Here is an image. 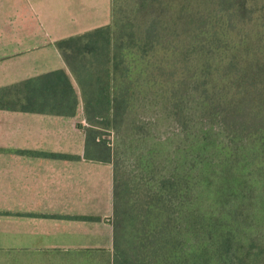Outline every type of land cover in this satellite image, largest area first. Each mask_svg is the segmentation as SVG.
Listing matches in <instances>:
<instances>
[{
	"label": "trees",
	"instance_id": "1",
	"mask_svg": "<svg viewBox=\"0 0 264 264\" xmlns=\"http://www.w3.org/2000/svg\"><path fill=\"white\" fill-rule=\"evenodd\" d=\"M112 2L56 46L85 156L113 167L114 264H264V0ZM15 88L4 105L79 103L63 69Z\"/></svg>",
	"mask_w": 264,
	"mask_h": 264
},
{
	"label": "crops",
	"instance_id": "2",
	"mask_svg": "<svg viewBox=\"0 0 264 264\" xmlns=\"http://www.w3.org/2000/svg\"><path fill=\"white\" fill-rule=\"evenodd\" d=\"M112 0H0V246L4 264H114V172L88 159L86 102L56 42L108 25ZM63 69L68 116L4 105ZM87 123V122H86ZM18 237V238H17Z\"/></svg>",
	"mask_w": 264,
	"mask_h": 264
},
{
	"label": "rangeland",
	"instance_id": "3",
	"mask_svg": "<svg viewBox=\"0 0 264 264\" xmlns=\"http://www.w3.org/2000/svg\"><path fill=\"white\" fill-rule=\"evenodd\" d=\"M81 123H82V125L80 124V126H79L81 129H83L84 127H87V123H86V121L82 120ZM103 132H105L104 136H110V135L107 134V130H104ZM110 137H112V136H110ZM114 139H115V137H114ZM111 141H112V140H111ZM211 192H212L215 196L219 197V194L217 193L216 190H211ZM219 198H220V197H219ZM17 238H18V237H17ZM3 251H4V247H1V246H0V264H4V262L2 261V252H3ZM16 263L18 264V257H17V259H16Z\"/></svg>",
	"mask_w": 264,
	"mask_h": 264
}]
</instances>
